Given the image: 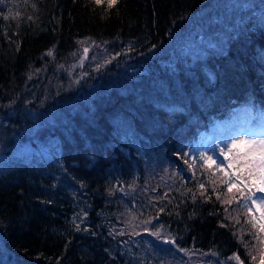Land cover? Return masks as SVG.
<instances>
[{
	"label": "trees",
	"instance_id": "obj_1",
	"mask_svg": "<svg viewBox=\"0 0 264 264\" xmlns=\"http://www.w3.org/2000/svg\"><path fill=\"white\" fill-rule=\"evenodd\" d=\"M235 1L0 0V264H130L118 245L142 236L264 264L257 210L192 147L264 109V5ZM193 16L212 44L191 55Z\"/></svg>",
	"mask_w": 264,
	"mask_h": 264
},
{
	"label": "rangeland",
	"instance_id": "obj_2",
	"mask_svg": "<svg viewBox=\"0 0 264 264\" xmlns=\"http://www.w3.org/2000/svg\"><path fill=\"white\" fill-rule=\"evenodd\" d=\"M263 2L264 0H262V2L259 1L256 5L262 3V6L264 5ZM238 4L239 2L236 0L233 6L235 7ZM254 7L255 4L252 6V9ZM263 10L264 6L261 7L259 12L262 13ZM195 17H198L199 20V16ZM195 17H190L189 23H193ZM209 20L212 23L217 20L224 22L226 19L224 17H216ZM200 21L206 26V21L202 19L199 20L198 23L193 25L191 30L189 29L183 33V37L186 36L185 40L179 41V49L182 47L184 51L191 55H194L196 50L203 51L207 46L212 44H209L204 38L205 35L203 34L202 27L199 26ZM233 26L234 25L231 24L229 28L231 29ZM226 33L227 31L220 32L219 34L223 35V37L219 36L218 39H224ZM173 37L169 35L168 39L171 40ZM202 51H198V53ZM101 57L102 55H100V58ZM262 131H264V109L252 110L239 104L233 107L229 115L215 117L209 124L208 129L200 137L193 140L192 147L193 150L201 151L205 156L212 157V159L219 164L223 162L226 165L228 162L224 159V155L220 151L221 149H224L226 152V145H230L235 139L243 138L244 134L252 135L255 133L257 138H259ZM17 145V149L14 150L12 154H21L18 149L20 145L21 150L24 152V156L29 160L39 156L38 154H40V152H45V150L48 149L46 144L44 145L41 142H37V144L25 142L21 144L18 143ZM261 196H264V193H257L254 199ZM251 206L257 210L259 218L260 213L264 211V206L258 204L254 205L252 203ZM132 240H122L118 245L121 252L128 258L130 264H150V261H152L151 264H167V259L173 261L172 264H188L186 257L169 244L154 242L153 239L143 236L140 238H133ZM199 257H197L199 259L196 258L197 260L192 264H220L214 262V258L210 255Z\"/></svg>",
	"mask_w": 264,
	"mask_h": 264
},
{
	"label": "snow or ice",
	"instance_id": "obj_3",
	"mask_svg": "<svg viewBox=\"0 0 264 264\" xmlns=\"http://www.w3.org/2000/svg\"><path fill=\"white\" fill-rule=\"evenodd\" d=\"M102 0H96V3H101ZM116 0H108L109 8L113 7ZM85 54L88 49H84ZM48 55H52L49 51ZM108 63V61H106ZM99 70V66L97 68ZM227 151L224 149L220 151L224 155V159L228 162L226 165L221 162L217 165V168L224 172L231 181L228 184V191L231 192L233 187L241 186V195H244L245 201H251L254 205L264 206V196L255 198L257 193H264V131L260 134L259 138L253 133L252 135L244 134L243 138L233 140L230 145H226ZM201 159L209 166L216 164V161L212 157L201 156ZM231 170V171H230ZM234 177V179H233ZM201 188L204 186L201 185ZM246 189V194L244 190ZM167 193L163 198H166ZM163 211V209H161ZM255 220V218H254ZM145 224L151 223V220L144 221ZM259 230L264 232V211L260 213L259 217ZM79 225H77V231H79ZM86 230V229H85ZM147 231V229H145ZM123 235L124 233H119ZM160 238V232L156 231L151 233ZM166 244H175L174 240L164 239ZM180 251H185L181 249Z\"/></svg>",
	"mask_w": 264,
	"mask_h": 264
}]
</instances>
